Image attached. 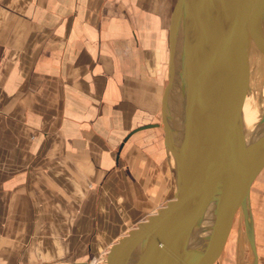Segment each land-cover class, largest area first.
<instances>
[{"label":"crops","instance_id":"0c3cea01","mask_svg":"<svg viewBox=\"0 0 264 264\" xmlns=\"http://www.w3.org/2000/svg\"><path fill=\"white\" fill-rule=\"evenodd\" d=\"M176 2L0 0V264H99L176 195L163 119ZM175 69L174 83L177 49ZM250 221L264 264V195Z\"/></svg>","mask_w":264,"mask_h":264},{"label":"water","instance_id":"95a60500","mask_svg":"<svg viewBox=\"0 0 264 264\" xmlns=\"http://www.w3.org/2000/svg\"><path fill=\"white\" fill-rule=\"evenodd\" d=\"M179 28L187 100L183 146L175 154L178 192L120 236L108 249L105 264H215L223 253L240 208L256 257L252 264H256L249 196L255 178L264 168V136L255 143L257 154L250 168L245 170L242 122L243 102L252 70L251 49L254 47L264 54V0H177L170 25V71L163 94V119L168 138L171 132L167 106L176 72ZM204 48L215 54L211 91L200 88L191 77L195 68L194 53ZM194 95L205 99L206 110L195 155L186 165L185 152L195 141L192 133ZM227 180H231L232 185L226 187L211 235L202 247L195 237V228Z\"/></svg>","mask_w":264,"mask_h":264},{"label":"bare ground","instance_id":"6f19581e","mask_svg":"<svg viewBox=\"0 0 264 264\" xmlns=\"http://www.w3.org/2000/svg\"><path fill=\"white\" fill-rule=\"evenodd\" d=\"M208 23L211 24L210 19H207ZM181 29L179 35L177 34V42H176V49L178 54V78L182 76L183 81L185 82V88L183 90L184 98L182 102V117L176 119L174 122L170 119L169 127H170V136L168 138L169 144V160L171 168L173 169L175 176L177 177V170L178 164L176 160L175 154L177 153L178 149L180 151L181 147L183 146L184 135H185V124H186V112H185V104L187 100V87H186V80L183 73V48H182V41H181ZM254 51V55L257 58V74L259 75L258 78L264 79V54L258 51L256 48H252ZM194 64L195 68L192 73V78L195 83L204 90H212V73L215 63V54L208 48L198 49L194 53ZM179 90V88H177ZM257 97L252 99V105H257L253 109L252 112H247L243 105V148H242V163L245 170H248L257 154L255 143L264 136V106L259 105V101ZM193 102L195 103V109L193 111L194 116V128H193V136H194V143L188 145L187 150L185 152V163L186 165L190 164L197 148V141L199 140L201 133H202V121L204 119V114L206 110V101L202 97L198 95L193 96ZM246 111V112H245ZM263 119V120H262ZM259 121L258 123L254 124L255 122ZM181 129L182 133L178 140V137L175 134L176 129ZM232 185L231 180H227L225 186L219 192L217 198L211 201L205 212L203 213L199 223L195 228V237L197 238L199 244L204 247L207 244L208 238L211 235V228L214 220L217 217L218 207L221 202V198L226 194V187H230ZM250 196H249V204ZM241 209V208H240ZM244 215V213H243ZM249 215H250V205H249ZM250 218V216H249ZM255 228V227H254ZM238 246V244L236 245ZM252 250V248H251ZM243 251V244L239 243V254L241 255ZM163 251L160 252L162 254ZM231 253V251H230ZM252 255L255 257V253L252 250Z\"/></svg>","mask_w":264,"mask_h":264},{"label":"rangeland","instance_id":"374dc122","mask_svg":"<svg viewBox=\"0 0 264 264\" xmlns=\"http://www.w3.org/2000/svg\"><path fill=\"white\" fill-rule=\"evenodd\" d=\"M251 67L252 68L251 72L249 73V78H250V84H249V90L247 92V95L245 96L243 105L245 110L247 107H249L246 111L247 112H252V110L255 108V103L252 105L251 101L255 97H257V100L259 101L260 106H264V79L258 78L257 74V58L254 55L253 49H251ZM263 69H264V64H263ZM173 90H171L170 95H169V105H170V117L171 120L174 122L176 119L182 117V102L184 98V88H185V82L182 79V76H179L178 79H176V82L174 83ZM179 88V90H177ZM256 100V101H257ZM250 106H254L253 109ZM258 107V106H257ZM243 108V109H244ZM245 111V112H246ZM244 117V116H243ZM264 119V117H263ZM262 119V120H263ZM259 121L256 120V123ZM182 130L177 128L175 130V134L178 137V140L181 136ZM264 195V168L262 171L259 173V175L255 178L251 190H250V201L256 202V200ZM250 205V204H249ZM243 209H239L235 215L233 227L231 230V233L229 235V238L227 240V243L225 245V248L223 250V253L221 257L218 259V261L215 264H225L227 259L230 260H236V256L234 253V248L235 246L239 243L242 242L244 243L245 247V254H244V263L245 264H250L252 260V254L251 250L249 247L248 239L246 236V223H245V217L243 215ZM239 238H241L239 241ZM231 251V253H230ZM236 262V261H235ZM99 264H105V257L100 260Z\"/></svg>","mask_w":264,"mask_h":264}]
</instances>
